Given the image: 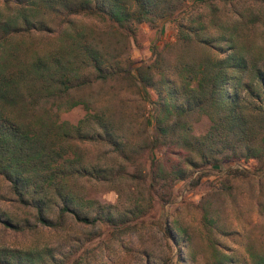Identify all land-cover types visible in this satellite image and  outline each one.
<instances>
[{"label":"rangeland","instance_id":"rangeland-1","mask_svg":"<svg viewBox=\"0 0 264 264\" xmlns=\"http://www.w3.org/2000/svg\"><path fill=\"white\" fill-rule=\"evenodd\" d=\"M123 3L134 8L129 0H121ZM22 13L45 23V30H24ZM4 21H16L23 29L8 36L0 48V54L5 51L0 61H7L9 69L60 49L67 35L78 32L93 38L105 58L103 66L116 74L102 80L91 66L76 64L87 82L67 99L85 101L66 108L62 100L57 110L56 103H38L35 117H43L44 109L52 108L56 114L51 118L76 125L88 113L105 112L114 121L124 147L116 151L108 144L93 119L82 123L83 138L67 144L70 156L102 172L97 177L73 175L64 189L88 213L97 205H112L116 225L98 220L92 226L69 217L62 229L43 227L35 220L36 209L20 204L10 182L0 175V214L16 223L13 227L0 220V254H39L46 264H148L152 263L151 251L156 264H255L257 256H264V155L245 158L244 151H238L237 158L204 162L191 146L179 150L159 144L151 148V136L156 134L154 116L165 91L158 86L160 99L153 87L135 85L130 79L137 78L138 67L155 61L154 53H161L174 65L182 54L174 46L179 29L188 26L215 40L232 36L243 53L264 65V2L161 0L147 19L121 25L106 14H68L58 3L47 6L43 0H0V23ZM218 47L209 48V54L218 53ZM153 72L159 81L155 68ZM167 73L176 78L172 70ZM181 120L190 123L193 140L204 135L211 124L198 113ZM174 121L173 114L162 119L167 124ZM172 165L184 169L182 178L164 177ZM234 169L245 174L235 176ZM50 191L47 214L55 217L60 202ZM167 224L180 244L172 241Z\"/></svg>","mask_w":264,"mask_h":264},{"label":"trees","instance_id":"trees-1","mask_svg":"<svg viewBox=\"0 0 264 264\" xmlns=\"http://www.w3.org/2000/svg\"><path fill=\"white\" fill-rule=\"evenodd\" d=\"M43 1L47 6L60 4L68 14H106L112 21L123 25L127 21L147 19L156 12L161 0H129L133 9L123 6L121 0ZM21 18L24 30L43 31L47 26L42 21L32 20L25 13L21 14ZM20 28L16 21L1 22L0 48L8 36L23 30ZM199 30L193 26L179 29V39L174 46H179L182 54L174 65L166 62L161 53H154L155 61L138 67L137 78L130 77L135 85L153 87L160 99L162 92L158 86H163L165 96L169 98H162L154 116L153 130L156 134L151 136V148L159 144L173 145L179 150L191 146L196 148L204 162L237 158L238 151H244L245 158L264 155V65L248 53H243L232 36L215 40L202 30L198 33ZM224 44L226 49L221 50ZM97 45L93 38H85L76 32L67 35V42L60 49L47 55H37L21 66L9 69L7 61H0V175L10 182V188L20 204L36 209L35 220L43 227L62 229L69 217L92 226L98 220L116 225L112 205H97L91 214L64 189L66 180L73 175L97 177L102 172V169L83 166L80 160L68 153L69 141L85 136L82 130L84 120H95L107 143L116 151H121L124 145L118 138L114 121L105 112H95L86 114L76 125H69L51 118L56 114L52 113V108H45L43 117H35L38 103H56L57 110L61 108L58 104L62 100L66 108L85 101L81 97L67 99V95L80 90L87 82L78 73L76 64L91 66L102 80L116 74L103 66L105 58ZM213 45L219 46L218 53L209 54L208 50ZM3 53L5 51L0 58ZM154 68L159 74V81L155 80ZM171 70L175 79L167 73ZM26 112H29L28 117ZM190 113L204 114L211 122L209 130L201 137H194V140L189 136L190 123L185 124L181 120ZM172 114L176 116V121L171 124L162 122L165 116ZM203 149H207L209 156ZM232 172L235 176L245 174L241 169ZM184 173L183 168L172 165L164 177L179 179ZM51 189L60 202L55 217L47 214L52 200L49 197ZM0 220L16 227V223L3 214H0ZM165 229L172 241L180 244L176 232L168 224ZM17 252L0 254V264H46L39 254L20 256ZM182 252L179 247V257ZM50 258L54 262L55 257L50 255ZM149 260L152 263L148 264H156L154 251L149 253ZM255 264H264V256H257Z\"/></svg>","mask_w":264,"mask_h":264}]
</instances>
